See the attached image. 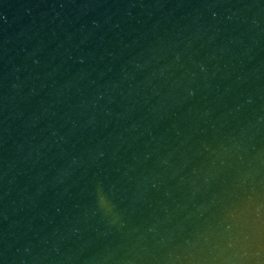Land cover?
I'll return each mask as SVG.
<instances>
[{
    "label": "water",
    "instance_id": "water-1",
    "mask_svg": "<svg viewBox=\"0 0 264 264\" xmlns=\"http://www.w3.org/2000/svg\"><path fill=\"white\" fill-rule=\"evenodd\" d=\"M0 264H264V0H0Z\"/></svg>",
    "mask_w": 264,
    "mask_h": 264
}]
</instances>
